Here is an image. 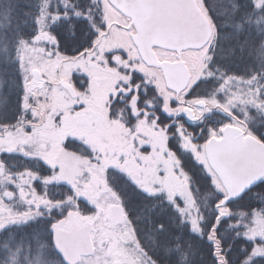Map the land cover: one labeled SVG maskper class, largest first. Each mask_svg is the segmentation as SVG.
<instances>
[{"label":"snow or ice","instance_id":"1","mask_svg":"<svg viewBox=\"0 0 264 264\" xmlns=\"http://www.w3.org/2000/svg\"><path fill=\"white\" fill-rule=\"evenodd\" d=\"M182 7L159 51L105 47L137 28L122 0H28L0 20V264H264V0ZM97 57L121 74L114 141L64 131L83 103L51 106L67 61Z\"/></svg>","mask_w":264,"mask_h":264},{"label":"rangeland","instance_id":"2","mask_svg":"<svg viewBox=\"0 0 264 264\" xmlns=\"http://www.w3.org/2000/svg\"><path fill=\"white\" fill-rule=\"evenodd\" d=\"M135 34V31L131 34L121 31L105 47L113 49L128 48L130 45L136 47L132 39ZM73 72L77 74L75 81L71 79ZM120 75L114 67L110 68L104 63L102 57H97V61L93 63L79 59L67 61L57 82L60 91L53 92L51 106L56 111H62L71 110L73 105L84 104L83 112L74 113L73 117L65 121L64 131L67 134L87 135L92 141L107 142L117 138L120 131L117 122L119 120L127 122V113L121 116L119 108H116L113 110L116 119H109L106 105L109 93L118 82ZM77 151L84 153L85 150L81 147ZM111 182L120 185L121 181L111 178Z\"/></svg>","mask_w":264,"mask_h":264},{"label":"water","instance_id":"3","mask_svg":"<svg viewBox=\"0 0 264 264\" xmlns=\"http://www.w3.org/2000/svg\"><path fill=\"white\" fill-rule=\"evenodd\" d=\"M128 6L132 19L137 22L136 35L133 38L138 49L157 48L166 49L178 35L180 24L187 13L182 7L185 0H122ZM235 133H226V144L237 152L242 147L239 136ZM223 152V145L216 149Z\"/></svg>","mask_w":264,"mask_h":264},{"label":"trees","instance_id":"4","mask_svg":"<svg viewBox=\"0 0 264 264\" xmlns=\"http://www.w3.org/2000/svg\"><path fill=\"white\" fill-rule=\"evenodd\" d=\"M27 2L28 0H0V20H2L3 17L6 16L10 11L13 23L14 24L17 23L19 19L23 18V11H24L23 5H25ZM205 4L209 8V14L214 15V13L212 12V0H205ZM83 82H85L84 79H83ZM192 172H193V175L198 180H200L202 184L206 183V179L199 175L198 170L195 169V167L192 168ZM118 182H120V180H118ZM201 196H203V193H201ZM137 202H138V198H137ZM128 207L131 210L130 216L137 223V225L138 226L144 225L146 223V221L144 220V216L147 214V209H145L142 212L140 208L137 207L136 203L134 204L129 203ZM158 211H159V208H157L156 211L153 212L151 215L153 217H156V212ZM137 217H139L140 219L136 221L135 219H137Z\"/></svg>","mask_w":264,"mask_h":264},{"label":"flooded vegetation","instance_id":"5","mask_svg":"<svg viewBox=\"0 0 264 264\" xmlns=\"http://www.w3.org/2000/svg\"><path fill=\"white\" fill-rule=\"evenodd\" d=\"M133 38V37H132ZM157 50L159 51V50H164V49H161V48H157ZM158 71H164V69H157ZM234 137H238V135H234ZM114 179H116V180H120V178L118 177V176H116V177H113Z\"/></svg>","mask_w":264,"mask_h":264}]
</instances>
